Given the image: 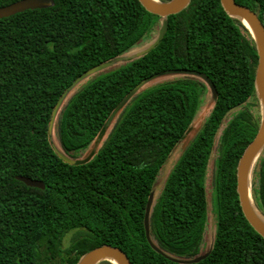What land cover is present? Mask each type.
Masks as SVG:
<instances>
[{"label":"trees","instance_id":"obj_1","mask_svg":"<svg viewBox=\"0 0 264 264\" xmlns=\"http://www.w3.org/2000/svg\"><path fill=\"white\" fill-rule=\"evenodd\" d=\"M23 0H0V9ZM0 18V264H77L101 246L120 248L132 264H182L201 253L212 176L216 231L206 258L191 264H264V239L245 219L236 168L260 123L254 87L255 42L220 0H190L166 17L162 40L143 55L80 83L57 113L53 150L48 125L58 99L85 71L158 32L161 18L139 0H51ZM168 1V0H159ZM264 25V0H235ZM198 71L217 97L156 198L160 169L191 127L207 87L189 75L144 85L117 113L100 147L81 160L124 96L142 80L173 70ZM234 113L221 128L225 117ZM108 125V126H109ZM40 180L33 188L16 180ZM251 194L264 215V149ZM148 216L151 242L145 235ZM70 244L63 247L67 234ZM170 257V258H168ZM99 264H110L107 261Z\"/></svg>","mask_w":264,"mask_h":264},{"label":"water","instance_id":"obj_2","mask_svg":"<svg viewBox=\"0 0 264 264\" xmlns=\"http://www.w3.org/2000/svg\"><path fill=\"white\" fill-rule=\"evenodd\" d=\"M33 1L36 0H23L16 4H13L9 7L0 9V18L12 15L14 13L23 11L28 8H41V7H49L52 5L51 0H47L49 5L46 6H35L32 4ZM190 0H168V1H159V0H139L141 5L147 10L148 12L157 15L161 18V26L157 32V36L154 41L150 44L148 50L153 48L157 45L163 38L166 30H167V21L166 17L177 14L181 10H183ZM220 4L223 10L227 13L228 16L235 18L241 21L244 26L250 32L256 46L257 51V64L255 67L254 72V87L256 97L259 101L260 106V123L257 129V132L254 138L250 141V143L244 149L241 157L239 158L237 168H236V191L238 194L239 204L242 210V213L251 227L264 239V224L257 218L255 212L253 211V207L259 213V215L264 219V215L260 212V210L255 205L252 194H251V175L253 167L258 159L259 155L261 154L262 150L264 149V25L261 20L258 18L256 12L252 11L248 7L244 5L237 4L235 0H220ZM246 20L248 25L243 21ZM147 50V51H148ZM146 51V52H147ZM144 52V53H146ZM143 53V54H144ZM141 54V55H143ZM139 55V56H141ZM122 58V57H121ZM118 59V58H115ZM115 59L99 64L84 73H82L61 95L58 99L56 105L53 108L51 113L49 125H48V134L49 140L53 150L57 153V155L66 163L72 164L74 161L69 159L65 156L59 147L56 145V148L52 144V137H53V126L57 116L58 111L60 110L63 102L69 96V94L74 90L80 83L85 81L87 78L93 76L94 74L105 70L107 67L111 65L112 62L116 61ZM120 59V58H119ZM171 73V74H182V75H189V76H196L201 78L209 87L212 100L216 99V90L214 85L212 84L211 80L203 73L198 71L192 70H173L170 72H165L164 74ZM160 74L152 75L141 82H139L134 88H132L124 98L119 102V104L115 107L112 111L110 116L106 121V126H108L117 115V113L124 107V105L129 101V99L137 93L144 85L148 82L153 80L155 77L159 76ZM16 180L23 182L28 187L33 188H40L44 189L45 185L40 180L31 179L29 177L18 175L16 176ZM152 196L149 198L144 215V228H145V235L146 239L149 242L150 246L157 252H161L155 245L151 242L149 236V224H148V216L151 207ZM252 201V205H251ZM210 249L202 253L192 259H172L173 261L182 263V264H191L197 263L202 259L206 258L209 254ZM107 261L110 264H132L127 255L118 247H114L111 245H101L95 247L85 254L81 256L78 260L77 264H99L101 262ZM115 261L116 263H113Z\"/></svg>","mask_w":264,"mask_h":264},{"label":"rangeland","instance_id":"obj_3","mask_svg":"<svg viewBox=\"0 0 264 264\" xmlns=\"http://www.w3.org/2000/svg\"><path fill=\"white\" fill-rule=\"evenodd\" d=\"M32 4L35 6H46V5H49V2L47 0H36V1H33ZM156 36H157V32L153 30V32L150 35H148L146 38H144L141 41V43L137 44L135 47H133L131 50H129L125 54L118 56L117 57L118 59H115L116 61L112 62L111 65L103 71H110V70L116 69L117 67L121 66L122 64L139 57V55L143 54L144 52H146L148 50L150 44L154 41ZM98 73H96V74H98ZM177 78H179V75L167 73V74H162V75L155 77L153 80H151L147 84H148V86H158L159 84L171 82ZM205 97H206V95H205ZM204 102H205V105L203 103V100L200 101V107H199L198 113H197L191 127L189 128L188 132L185 134L184 138L173 149V151H172L171 155L169 156L166 164L160 169V171L157 175V178H156V182H155L154 187H153V192H152L154 195L153 198H156L158 196V194L160 193V191H161V189L165 183V180H166L170 170L172 169L174 164L179 159L184 148L188 145V143L192 140L194 135L200 129L201 123L204 120V118L206 117V114H207L208 110L210 109V106L212 105V101L209 100L208 98H204ZM239 109H241V108H237L236 110H233L232 112H230L225 117L221 128L224 126V124L227 122V120L234 113H236ZM109 128H110V125L106 126L105 133H103L102 135H100L99 137L96 138V140L91 144L89 149L84 154H82V156L80 157L81 160L87 159L90 156H92V154L95 153V151L100 147L102 141L106 137V133L108 132ZM218 135H219V133H218ZM218 135L215 139L214 149H213V152H212L209 164H208L207 175H206V182L205 183H206V191H207V196H208V210H207V219H206V225H205V231H204V241H203L202 248L200 250L201 253L207 252L210 249L211 244L214 240L215 231H216V217H215V213L213 211V204H212V176H213V172H214V161L217 157V151L216 150H217V143H218L217 142ZM51 140H52L53 146L56 148V145H58L56 138L52 137ZM72 234H73V232H70L69 234L66 235V237L63 240V247H67L70 244V239H71Z\"/></svg>","mask_w":264,"mask_h":264},{"label":"flooded vegetation","instance_id":"obj_4","mask_svg":"<svg viewBox=\"0 0 264 264\" xmlns=\"http://www.w3.org/2000/svg\"><path fill=\"white\" fill-rule=\"evenodd\" d=\"M162 74H164V73H162ZM162 74H160V75H162ZM175 75H179V78H180V76H183L182 74H175ZM192 77H196V76H192ZM208 77V76H207ZM198 78V77H197ZM209 78V77H208ZM178 79V78H177ZM201 81H203L201 78H199ZM176 80V79H175ZM174 81V80H173ZM204 82V81H203ZM212 82V81H211ZM204 84L206 85V87H207V90H206V93L202 96V100H203V103H204V105H205V102H204V98H208L209 100H211L212 101V103H213V100H212V94H211V91H210V89H209V87H208V85L204 82ZM213 84V83H212ZM214 85V84H213ZM215 87V86H214ZM216 90V89H215ZM205 95H206V97H205ZM216 97H217V91H216ZM211 108H212V105L210 106V109L208 110V112H207V114H206V116L208 115V113L210 112V110H211ZM203 122V121H202ZM202 124V123H201ZM205 253V252H204Z\"/></svg>","mask_w":264,"mask_h":264},{"label":"bare ground","instance_id":"obj_5","mask_svg":"<svg viewBox=\"0 0 264 264\" xmlns=\"http://www.w3.org/2000/svg\"><path fill=\"white\" fill-rule=\"evenodd\" d=\"M243 21L248 25L246 20L243 19ZM251 205H252V201H251ZM252 207H253V205H252ZM253 211L255 212L257 218L264 224V219L259 215V213L256 211V209L254 207H253ZM112 262L116 263L115 261H112Z\"/></svg>","mask_w":264,"mask_h":264}]
</instances>
